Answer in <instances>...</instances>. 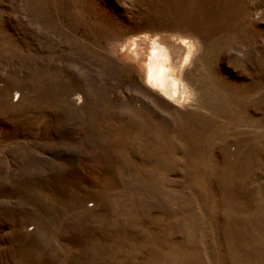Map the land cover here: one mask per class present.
<instances>
[{
    "label": "rangeland",
    "instance_id": "rangeland-1",
    "mask_svg": "<svg viewBox=\"0 0 264 264\" xmlns=\"http://www.w3.org/2000/svg\"><path fill=\"white\" fill-rule=\"evenodd\" d=\"M0 264H264V0H0Z\"/></svg>",
    "mask_w": 264,
    "mask_h": 264
},
{
    "label": "bare ground",
    "instance_id": "bare-ground-1",
    "mask_svg": "<svg viewBox=\"0 0 264 264\" xmlns=\"http://www.w3.org/2000/svg\"><path fill=\"white\" fill-rule=\"evenodd\" d=\"M131 46H136L135 40H132ZM145 57L144 70L147 85L172 104L182 105L186 97V87L181 77L179 79V76L174 73L167 50L156 39H152Z\"/></svg>",
    "mask_w": 264,
    "mask_h": 264
}]
</instances>
